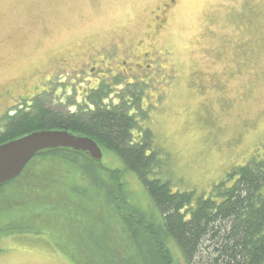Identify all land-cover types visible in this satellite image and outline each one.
Segmentation results:
<instances>
[{
    "label": "rangeland",
    "instance_id": "obj_1",
    "mask_svg": "<svg viewBox=\"0 0 264 264\" xmlns=\"http://www.w3.org/2000/svg\"><path fill=\"white\" fill-rule=\"evenodd\" d=\"M167 1L0 0V120L26 84L57 81L49 70L54 62L74 61L92 46L143 39L176 75L147 123L155 147L169 153L158 176L180 192L208 195L235 168L263 160L264 0H177L163 13ZM159 9L167 19L156 29ZM101 162L124 167L110 150ZM125 179L130 200L155 210L137 174L127 171ZM47 236L44 230L0 234V264H73ZM169 243L176 263L185 264L178 244Z\"/></svg>",
    "mask_w": 264,
    "mask_h": 264
},
{
    "label": "trees",
    "instance_id": "obj_2",
    "mask_svg": "<svg viewBox=\"0 0 264 264\" xmlns=\"http://www.w3.org/2000/svg\"><path fill=\"white\" fill-rule=\"evenodd\" d=\"M86 118L38 105L4 121L0 143L68 129L116 151L128 169L104 168L71 148L39 152L31 168L0 187L1 235L44 230L74 264H177L172 239L185 264H264V159L235 168L208 195L180 192L158 176L166 155L132 144L128 117L98 111ZM127 171L137 174L155 210L130 200Z\"/></svg>",
    "mask_w": 264,
    "mask_h": 264
},
{
    "label": "flooded vegetation",
    "instance_id": "obj_3",
    "mask_svg": "<svg viewBox=\"0 0 264 264\" xmlns=\"http://www.w3.org/2000/svg\"><path fill=\"white\" fill-rule=\"evenodd\" d=\"M176 1L168 0L161 12H167ZM161 12L159 9L155 14L156 22L158 20L156 29H161L167 19L166 16L160 19ZM143 43V39H138L136 44L128 46L118 43L112 48L92 46L74 61L54 62L49 70L57 74V81L51 78L50 85L42 88L37 80L26 84L18 94V97L23 95L22 99L11 101L14 104L8 108L7 118L29 112L38 105L50 108L62 117L75 116L81 120L98 111L112 112L130 119L129 132L133 145H144L147 154L157 151L169 154L155 147L153 128L147 123H150L152 114L162 108L167 85L172 79L174 81L176 75L166 70L165 58L160 57L162 54L158 56L152 49L146 50ZM58 77L64 78L62 85ZM5 120H0V130ZM92 138L101 147L103 157L108 150L118 155ZM123 163V168L128 169ZM99 164L102 165V162Z\"/></svg>",
    "mask_w": 264,
    "mask_h": 264
},
{
    "label": "water",
    "instance_id": "obj_4",
    "mask_svg": "<svg viewBox=\"0 0 264 264\" xmlns=\"http://www.w3.org/2000/svg\"><path fill=\"white\" fill-rule=\"evenodd\" d=\"M71 148L87 153L98 162L99 144L90 136L68 129H40L0 143V187L22 174L29 162L46 149Z\"/></svg>",
    "mask_w": 264,
    "mask_h": 264
},
{
    "label": "crops",
    "instance_id": "obj_5",
    "mask_svg": "<svg viewBox=\"0 0 264 264\" xmlns=\"http://www.w3.org/2000/svg\"><path fill=\"white\" fill-rule=\"evenodd\" d=\"M47 236V235H46ZM48 237V236H47ZM49 240H51L50 237H48ZM52 241V240H51ZM53 242V241H52ZM54 244V243H53ZM63 253V252H62ZM65 255V254H64ZM67 256V255H66ZM68 257V256H67ZM69 258V257H68ZM70 259V258H69ZM71 260V259H70ZM72 261V260H71ZM73 262V261H72ZM74 264V263H73Z\"/></svg>",
    "mask_w": 264,
    "mask_h": 264
}]
</instances>
